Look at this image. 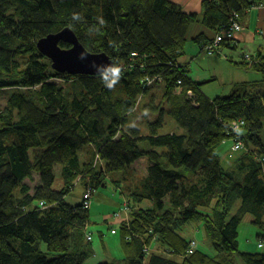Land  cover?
I'll list each match as a JSON object with an SVG mask.
<instances>
[{
	"label": "trees",
	"instance_id": "16d2710c",
	"mask_svg": "<svg viewBox=\"0 0 264 264\" xmlns=\"http://www.w3.org/2000/svg\"><path fill=\"white\" fill-rule=\"evenodd\" d=\"M260 3L201 0L199 15L170 0H0V92L21 89L0 108V264H84L92 254V237L85 238L83 230L90 207L68 203L65 195L77 176L95 187L102 179L106 186L108 176L126 178L143 157L145 174L126 197L128 222L109 225L117 230L122 257L98 264H231L237 255L243 264H264V252L239 251L238 242L245 214L263 224L264 92L253 96L249 81L227 96L209 98L178 63L187 41L202 47L229 26L231 13L241 16ZM197 23L203 29L189 34ZM65 27L87 51L104 53L120 68L112 88L104 72H57L37 49L39 39ZM237 42L233 37L222 44L237 49ZM261 45L254 47L258 60L252 69L261 75L254 82L264 85ZM52 78L72 79V85L64 90ZM145 78H159L162 93L158 101L150 95L136 105ZM167 116L181 130L163 132ZM239 119L245 124L236 135L248 149L227 166L218 148L231 137L229 124ZM90 145L103 163L100 169L92 168L94 152L89 161L79 157ZM34 176L38 184L29 194L24 181ZM111 181L119 189L118 178ZM192 221L200 222L223 260L199 249L186 254L188 241L175 230ZM145 244L164 250L147 254Z\"/></svg>",
	"mask_w": 264,
	"mask_h": 264
},
{
	"label": "rangeland",
	"instance_id": "374dc122",
	"mask_svg": "<svg viewBox=\"0 0 264 264\" xmlns=\"http://www.w3.org/2000/svg\"><path fill=\"white\" fill-rule=\"evenodd\" d=\"M200 1V0H199ZM195 2V1H194ZM193 2V3H194ZM201 2V1H200ZM264 3H260L256 6H263ZM186 12V11H185ZM187 13H197L201 14L202 9L198 12H187ZM235 13H231L229 17L228 23L231 22L232 16ZM246 14V11H243L241 16L239 15V19H242V25L239 21L241 26L240 31L242 30V26H246L243 21V16ZM203 27L200 24H194L193 28L189 31V34L195 35L200 32ZM236 32L234 37H238V33ZM217 34V33H216ZM251 36V35H250ZM215 37V35H214ZM213 37V39H214ZM212 39V40H213ZM210 40V41H212ZM243 41V40H242ZM238 41V45H236L237 49L227 47L226 45L219 43L218 54H207L202 52V48L200 44L194 41H187L184 51L181 55L178 56V63L180 65H186V71L188 76L196 81L200 82L202 92L209 98H215L218 96H227L232 92L234 87L238 83L242 82H252L253 85L249 88V91L252 93L253 96H259L260 93L264 92V85L256 84L254 81L258 82L261 75L257 71L253 70V65L256 63L258 58L255 56L254 48L255 45L250 43H246L247 41L243 42ZM209 42V41H207ZM206 42V43H207ZM245 42V43H244ZM255 42L257 43L256 39ZM205 44V43H204ZM257 45H261V43H257ZM263 48V47H262ZM232 59L237 62L244 63V68L240 66H236L229 62L228 60ZM51 62V60H50ZM52 63V62H51ZM73 76V75H72ZM59 86L63 87L64 90L67 89L72 85V79L63 80L61 78H52ZM258 79V80H257ZM153 79H142L140 80L142 84V92L139 93L136 97V105L140 103H144L146 99L149 100L150 95L158 101L161 93L163 84L159 80H155L152 82ZM143 82V83H142ZM37 89V87H35ZM70 89V88H69ZM67 89V91L69 90ZM16 90L15 87H6L2 92H0V108L5 105L6 98L10 93ZM21 90V89H17ZM16 90V91H17ZM144 90H147L144 93ZM167 123L165 124L164 129L162 128L163 132H175L181 130L172 119L167 116ZM245 122L242 119L233 120L229 124V130L231 133V137L225 140L218 148V153L221 156V159H224L225 154L230 153L235 155L234 158L229 160V163L234 162L237 156H240L243 152L247 151L246 145L243 144V141L236 135L237 131L240 128H243ZM233 126V127H231ZM240 142L239 149H234V146ZM141 147H145L146 144L140 143ZM90 147V149H89ZM94 150V151H93ZM96 156L93 158L92 168L97 169L102 167V162L98 161L97 151L93 146H87L83 150L79 152V157L83 162L89 161L91 153ZM226 159V158H225ZM148 165V160L143 157L136 160L133 164H131L129 172L125 174L124 178L122 175L115 174L116 176H108L106 186L103 184L102 179L100 180V187H95L92 182L88 179L84 180L81 176H77L75 178L76 185L73 190L69 191L64 199L71 204L79 203L83 201V196L86 193V190H90V195L92 200L95 197H98V193L104 194V196H110L115 201H123L121 206L122 209L116 211V215L112 214L108 217H103L102 215L105 213V209L101 206H106L103 204V200H94V203L89 209V222L84 228L85 238L88 239L87 234L90 233L92 237L91 247H92V254L84 261V264H98L103 261H111V260H119L121 259V249L119 247V236L118 234L112 233L109 228V225L113 226L118 224L120 225L122 222H128V218L130 216V208L128 207L127 203V195L129 194V187L135 184L138 179H140L146 171V167ZM102 171V169H101ZM118 178L120 182V187L117 189L114 186V182L112 180H116ZM109 180L112 182L110 183ZM190 180H194L193 177H190ZM25 185L30 188L29 194L33 193V188L38 184V177L34 176L32 180L26 179ZM18 190V189H17ZM121 191V193H120ZM125 203V205H124ZM41 206L44 204L39 202ZM147 202H143L142 205H146ZM36 205V201L29 205L28 208H32V206ZM140 205V204H139ZM238 205V204H237ZM141 206V205H140ZM82 208V205H80ZM90 207V206H89ZM235 206L234 209H236ZM41 208V207H38ZM88 210V208H85ZM88 230V232H87ZM180 236H182L186 241L195 240L197 244V249L208 253L210 255L215 256L216 259L223 260L225 255L215 253L212 249L211 243L207 236L205 235V231L200 225V222H188L182 224L175 230ZM238 242H239V251L255 253V252H264V247H258L260 242L263 243L264 246V216H263V224L262 227L257 226L252 223V218L249 214H245L243 217L242 222L238 226ZM40 249L45 251L46 247L43 243H40ZM144 250L148 253L152 251L156 252H163L164 248L160 245H151L145 244ZM195 252V250H194ZM51 254V253H50ZM168 256L172 259L179 260L180 256L170 255ZM231 264H243L242 260L238 257L233 256L232 259L229 261Z\"/></svg>",
	"mask_w": 264,
	"mask_h": 264
},
{
	"label": "water",
	"instance_id": "95a60500",
	"mask_svg": "<svg viewBox=\"0 0 264 264\" xmlns=\"http://www.w3.org/2000/svg\"><path fill=\"white\" fill-rule=\"evenodd\" d=\"M70 44L61 48L59 42ZM37 49L51 60V67L68 75H99L113 67V61L104 53H91L80 43L68 27L48 34L36 42Z\"/></svg>",
	"mask_w": 264,
	"mask_h": 264
},
{
	"label": "crops",
	"instance_id": "0c3cea01",
	"mask_svg": "<svg viewBox=\"0 0 264 264\" xmlns=\"http://www.w3.org/2000/svg\"><path fill=\"white\" fill-rule=\"evenodd\" d=\"M178 4L186 12H198L201 9V0H170ZM195 1V2H194ZM194 2V3H193ZM243 21L246 26H242V30L238 33V41H247L246 43H252L256 46L257 43L264 44V5L263 6H252L250 11H246V14L243 16ZM242 25V19L240 18ZM251 35V36H250ZM255 39L257 43L255 42ZM242 41V42H243ZM245 43V42H244ZM254 48V47H253ZM90 149V147H89ZM222 162L228 166V159H221ZM100 199L103 200V204L106 206H101L105 209L103 217L111 216L117 210L120 209V206L123 201H115L109 195L104 196V194L98 193V197L92 200L90 208L92 207L94 200ZM97 201V200H96ZM78 203V202H77ZM118 229V228H117ZM114 234H117V230ZM121 252V251H120Z\"/></svg>",
	"mask_w": 264,
	"mask_h": 264
},
{
	"label": "built area",
	"instance_id": "2783aa9c",
	"mask_svg": "<svg viewBox=\"0 0 264 264\" xmlns=\"http://www.w3.org/2000/svg\"><path fill=\"white\" fill-rule=\"evenodd\" d=\"M229 26L226 28L223 27L219 33H217L214 37V39L212 41H209L205 44H202V51L211 55V54H218V50H216L217 48H219V43H222V41L224 39L226 40H229L231 38L234 37L235 33L240 31L241 29V26L240 24L238 23L237 21V13L233 14L232 16V20L231 22L228 24ZM149 80L152 79V78H148ZM157 80H159V78H157ZM155 79L153 78V81L154 82ZM188 95L190 97H192V92L191 91H188ZM233 127V126H231ZM240 147V142L238 144H236L234 146V149H239ZM90 204V192H86L83 196V201H82V207L83 208H89V205ZM126 206V205H125ZM117 214V213H116ZM115 214V215H116ZM116 229H112V233H115ZM89 239V237H88ZM258 247L262 248L263 247V243L260 242L258 244ZM197 249V244H196V241L195 240H190L188 241V248H187V255L189 254H192L194 252V250Z\"/></svg>",
	"mask_w": 264,
	"mask_h": 264
},
{
	"label": "clouds",
	"instance_id": "9594fccd",
	"mask_svg": "<svg viewBox=\"0 0 264 264\" xmlns=\"http://www.w3.org/2000/svg\"><path fill=\"white\" fill-rule=\"evenodd\" d=\"M120 75L119 67H111L103 73L104 82L109 88H112L117 82Z\"/></svg>",
	"mask_w": 264,
	"mask_h": 264
},
{
	"label": "bare ground",
	"instance_id": "6f19581e",
	"mask_svg": "<svg viewBox=\"0 0 264 264\" xmlns=\"http://www.w3.org/2000/svg\"><path fill=\"white\" fill-rule=\"evenodd\" d=\"M226 159H228V160H230V159H232V158H234L235 157V155H233V154H230V153H227V154H225V156H224Z\"/></svg>",
	"mask_w": 264,
	"mask_h": 264
}]
</instances>
